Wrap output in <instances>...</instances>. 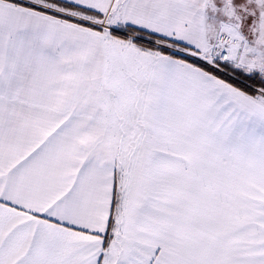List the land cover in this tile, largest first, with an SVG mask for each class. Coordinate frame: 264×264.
<instances>
[{
  "label": "snow or ice",
  "instance_id": "1",
  "mask_svg": "<svg viewBox=\"0 0 264 264\" xmlns=\"http://www.w3.org/2000/svg\"><path fill=\"white\" fill-rule=\"evenodd\" d=\"M0 264H264V0H0Z\"/></svg>",
  "mask_w": 264,
  "mask_h": 264
}]
</instances>
